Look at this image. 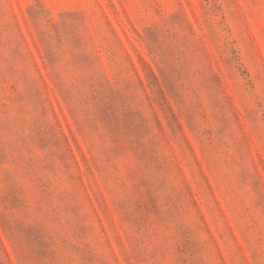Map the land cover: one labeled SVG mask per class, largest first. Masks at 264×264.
<instances>
[{
    "label": "rangeland",
    "instance_id": "obj_1",
    "mask_svg": "<svg viewBox=\"0 0 264 264\" xmlns=\"http://www.w3.org/2000/svg\"><path fill=\"white\" fill-rule=\"evenodd\" d=\"M0 264H264V0H0Z\"/></svg>",
    "mask_w": 264,
    "mask_h": 264
}]
</instances>
